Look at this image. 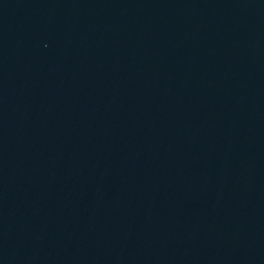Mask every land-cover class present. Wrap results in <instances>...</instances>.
<instances>
[{
  "label": "water",
  "instance_id": "water-1",
  "mask_svg": "<svg viewBox=\"0 0 264 264\" xmlns=\"http://www.w3.org/2000/svg\"><path fill=\"white\" fill-rule=\"evenodd\" d=\"M0 264H264V0H0Z\"/></svg>",
  "mask_w": 264,
  "mask_h": 264
}]
</instances>
